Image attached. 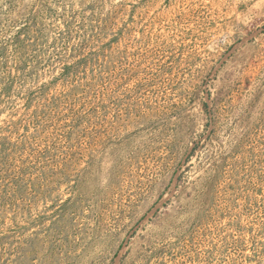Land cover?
Returning a JSON list of instances; mask_svg holds the SVG:
<instances>
[{"label": "rangeland", "instance_id": "rangeland-1", "mask_svg": "<svg viewBox=\"0 0 264 264\" xmlns=\"http://www.w3.org/2000/svg\"><path fill=\"white\" fill-rule=\"evenodd\" d=\"M0 264H264V0H0Z\"/></svg>", "mask_w": 264, "mask_h": 264}]
</instances>
